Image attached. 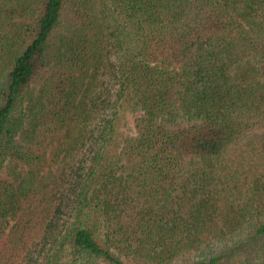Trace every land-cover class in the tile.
<instances>
[{
  "label": "trees",
  "instance_id": "16d2710c",
  "mask_svg": "<svg viewBox=\"0 0 264 264\" xmlns=\"http://www.w3.org/2000/svg\"><path fill=\"white\" fill-rule=\"evenodd\" d=\"M0 264H264V0H0Z\"/></svg>",
  "mask_w": 264,
  "mask_h": 264
}]
</instances>
